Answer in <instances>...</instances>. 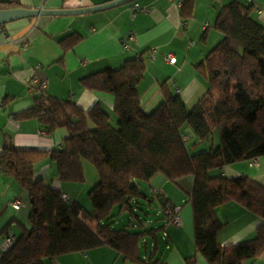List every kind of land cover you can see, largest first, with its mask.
Returning <instances> with one entry per match:
<instances>
[{"label": "trees", "instance_id": "obj_1", "mask_svg": "<svg viewBox=\"0 0 264 264\" xmlns=\"http://www.w3.org/2000/svg\"><path fill=\"white\" fill-rule=\"evenodd\" d=\"M194 6L195 0L183 1L184 20L193 16ZM16 8H20L18 0L0 2V10ZM253 11V5L238 1L219 11L214 29L222 38L196 66L209 89L192 110L163 83V102L153 112H144L138 93L146 71L143 55L127 60L119 69H106L80 80L85 89L115 96L116 125L99 104L86 111L35 89L32 107L16 118L36 120L48 134L65 129L68 137L59 151L3 148L0 169L28 193L31 212L29 228L21 225V234L3 253L0 264H45V259L101 247L118 251L132 264H163L156 259L158 229L132 233L126 228L115 229L112 221L115 207L133 214L132 202L153 200L140 189V182L148 183L157 174L170 182L194 177L189 202L195 248L208 264H245L263 255L264 185L248 177L212 173L264 156V25L252 17ZM206 36L207 31L201 40ZM81 42V36L72 34L59 46L65 54ZM62 61L63 57L58 62ZM185 127L195 134V145L209 140L214 131L219 133L220 144L191 154ZM44 157L56 164L62 182L83 183L84 161L96 168L99 182L88 195L91 211L77 201L65 202L61 191L35 178L34 166ZM229 202L261 219L252 239L232 245L218 242V232L225 224L216 210ZM5 232H0V238ZM149 238L153 248L145 256ZM185 264H198V257L188 258Z\"/></svg>", "mask_w": 264, "mask_h": 264}, {"label": "crops", "instance_id": "obj_2", "mask_svg": "<svg viewBox=\"0 0 264 264\" xmlns=\"http://www.w3.org/2000/svg\"><path fill=\"white\" fill-rule=\"evenodd\" d=\"M4 1L7 0H0ZM18 1L20 8L58 10L97 6L115 0ZM183 1L135 0L94 13L38 16L1 25L0 156L3 148L8 145L19 150L46 152L64 148L68 137L65 129H57L48 134L36 120L19 121L16 118L33 105V92L37 89V84L31 81L34 77L38 81H47L44 91L50 97L72 102L86 111L99 104L110 115L112 124L116 125L115 96L85 89L80 80L106 69H119L127 60L143 55L146 71L138 85V93L144 112H153L163 102V83H166L173 95H178L183 100L188 110H192L209 89L208 82L196 71V66L205 60L222 38L214 29L219 11L233 1L245 6L253 5L252 17L264 25V0H195L193 16L188 20L181 16ZM135 3L146 11L133 16ZM206 31L207 38L202 41L201 37ZM72 34L81 36L82 42L63 54L59 42ZM125 44L129 45L127 49ZM153 51L156 52L155 58L151 56ZM167 55H172L175 62H168L165 58ZM62 57L63 61L58 62ZM90 127L94 128L93 125ZM188 130L187 127L184 128L185 132ZM185 136L187 144L192 143L191 152L189 151L191 154L208 151L220 144L218 131H214L212 137L207 140H212L209 148L195 145L197 138L189 131ZM83 169L85 181L72 183L60 180L57 166L50 158L44 157L34 166L37 180H42L44 184L68 195L70 201H77L88 210L92 205L88 195L98 184L99 175L96 168L87 161L83 162ZM212 173L227 178L248 177L264 185V156L228 165ZM140 183L146 185L147 195L153 199L144 201L155 202L161 211L164 203L180 207V202H189L195 179L193 176H185L170 182L163 175L157 174L150 182ZM149 187L158 190L157 198L154 199L155 196L150 194ZM14 200L21 201L19 210L12 206ZM189 204L180 207L181 225L158 218L155 220H163L160 225L145 228L143 220L140 219L144 230L158 229L157 255L160 253L161 242L167 250L166 253H161L162 257L159 259L163 264H185L188 258L194 256L198 257V264H208L204 257L196 253L193 210ZM132 205L133 208L134 205L141 206L137 200L132 202ZM30 212L31 200L28 193L16 179L7 176L0 169V232L7 230L1 236L0 244L8 233L18 237L21 234V225L29 228ZM216 215L220 222L225 224L217 235L218 242L222 245L238 244L252 239L261 223L259 217L236 202L224 204L216 210ZM153 222L149 221L152 225ZM160 231H163L161 236ZM153 243L151 238L147 240L143 252L145 256L151 252ZM44 263L132 264L125 262L122 255L110 247L65 254L45 259ZM245 264H264V254Z\"/></svg>", "mask_w": 264, "mask_h": 264}, {"label": "rangeland", "instance_id": "obj_3", "mask_svg": "<svg viewBox=\"0 0 264 264\" xmlns=\"http://www.w3.org/2000/svg\"><path fill=\"white\" fill-rule=\"evenodd\" d=\"M188 129H189L188 130L189 133H192L195 136V134L192 132V130L190 128H188ZM188 131L186 133H188ZM217 136L218 135L216 133L215 138H217ZM211 142H212V140L205 141L203 143L198 144L197 146L199 147L202 145V147L209 148ZM187 147H188V150L191 152L192 143L191 144L188 143ZM140 189L147 194L148 188L146 187L145 184L140 185ZM137 201H138V204H141V206L140 205H134L133 214L129 211H120L119 207L114 208V210L112 212V216H113L112 221H113V227L115 229H124L126 227V229L128 231H135V232L138 231L139 232V231L144 230V227L145 228H151L156 224L160 225L159 223L161 221H163V220L159 221V220H155V219H158V218L167 219V217H165L164 213L162 212L163 208H161V211H159L160 209L158 210L157 204L155 202L148 203V202H145L144 200H137ZM187 204H189V202H187V203H185V202L181 203L180 202V207H184ZM189 205L192 208V205L191 204H189ZM92 206L93 205L88 207V210H92L93 209ZM140 219H141V221L143 220L144 225H145L144 227L142 225H140L141 224ZM150 220L154 221L153 225L151 223H149ZM145 222H148V223H145ZM162 233H163V231H160V236L162 235ZM166 252H167V250L164 249V245L161 242L160 243V253H158L156 259H161V257H162L161 253L164 254Z\"/></svg>", "mask_w": 264, "mask_h": 264}, {"label": "water", "instance_id": "obj_4", "mask_svg": "<svg viewBox=\"0 0 264 264\" xmlns=\"http://www.w3.org/2000/svg\"><path fill=\"white\" fill-rule=\"evenodd\" d=\"M133 1L135 0H115L97 6L65 8L58 10L27 9V8L0 10V26L23 18H31L38 16L82 15V14L94 13V12H99L106 9L114 8L120 5H124Z\"/></svg>", "mask_w": 264, "mask_h": 264}, {"label": "built area", "instance_id": "obj_5", "mask_svg": "<svg viewBox=\"0 0 264 264\" xmlns=\"http://www.w3.org/2000/svg\"><path fill=\"white\" fill-rule=\"evenodd\" d=\"M142 11H146L145 9L141 8L137 3H135L134 8H133V13L132 15L135 16L138 12H142ZM186 24V22H184V25ZM129 45L125 44L126 49L128 48ZM155 54L156 52L153 51V53L151 54L152 58H155ZM166 60L170 63H174L175 59L172 57V55H167ZM33 84H37V89L44 91L46 86H47V81H38L35 77L31 80ZM149 192L150 194L157 196L158 195V190L150 187L149 188ZM62 199L65 202H70V199L68 197V195L66 194H62ZM12 206L19 210L22 206L21 201L19 200H14L12 202ZM165 215V217H167V219L169 220V222L171 224L174 225H181V218L179 215L180 212V207L174 206L170 203H164L163 205V211H162ZM17 237L12 234V233H8L4 239L3 242L0 244V258L2 257L3 253L6 252L7 250H9L16 242Z\"/></svg>", "mask_w": 264, "mask_h": 264}]
</instances>
